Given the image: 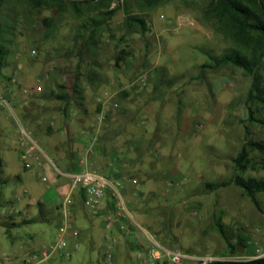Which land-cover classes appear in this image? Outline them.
I'll list each match as a JSON object with an SVG mask.
<instances>
[{"label": "rangeland", "instance_id": "rangeland-1", "mask_svg": "<svg viewBox=\"0 0 264 264\" xmlns=\"http://www.w3.org/2000/svg\"><path fill=\"white\" fill-rule=\"evenodd\" d=\"M206 5L207 0H159L150 8L145 0H89L76 7L68 1L59 7L50 1L40 7L27 0L3 4L0 38L10 43L0 71L7 102L0 99L1 177L8 180L0 184V213L10 215L0 214V264H20L29 252L57 239L53 220L22 225L38 215V204L26 200L40 198L51 186L41 181L44 173L35 162L24 169L19 154L35 143L54 161L48 149L53 140L57 151L67 150L65 160L80 131L95 128L98 169L106 164L101 156L115 152L113 164L133 189L123 196L126 208L162 246L212 260L249 259L255 248L264 251V193L257 194L255 206L231 183L238 174L237 154L250 140L264 138V106L247 101L252 79L243 70L202 67L232 46L204 16ZM111 9L115 12L106 19ZM127 15L141 17L144 31L136 25L128 29ZM103 18V24L91 22ZM119 55L125 63L116 61ZM77 72L85 100L80 109L75 101L70 104L76 114L67 119L65 111L58 113L65 104L55 96L61 86L71 93ZM17 85L31 91L29 111L45 134L32 132L12 107L6 94ZM41 95L48 98L46 108L38 104ZM20 128L29 134L23 145ZM246 150L251 163L243 176L264 179V156ZM215 182L228 185L206 188ZM85 210L79 208V229L89 225ZM94 223L95 247L66 248L64 257L55 259L58 264H103L97 259L105 230L101 218L94 217ZM126 250L121 241L119 264L127 262ZM129 253L134 261L137 251Z\"/></svg>", "mask_w": 264, "mask_h": 264}, {"label": "trees", "instance_id": "trees-1", "mask_svg": "<svg viewBox=\"0 0 264 264\" xmlns=\"http://www.w3.org/2000/svg\"><path fill=\"white\" fill-rule=\"evenodd\" d=\"M7 0H0V10ZM32 6L40 7L49 1L61 6L63 1H68L73 7L79 4H86L89 0H27ZM146 7L154 6L159 0H145ZM115 12L109 10L105 15L108 19ZM204 16L214 22V30L231 42V48L218 56H211L210 62L202 65L203 68L218 69L222 66H232L243 70L252 79L251 88L247 94L249 103H259L264 106V0H207ZM105 18L100 21L92 19V23L103 24ZM138 26L141 31L145 29V22L141 17L126 16L127 28ZM2 32V30H1ZM1 36V35H0ZM9 40L0 38V71L5 66L7 55L6 45ZM122 51L121 54H123ZM116 61L125 63L124 57L117 56ZM92 59V64L94 63ZM81 74L74 75V82L70 87L71 93H66L64 87H60V93L56 99L64 102L65 112L70 108V104L75 101V105L80 109L84 104L83 87L79 84ZM249 117L253 119V113L249 109ZM247 148L257 151L264 156V138L261 140H250L233 160L238 174L234 177L233 183L239 187L243 193L258 206L257 194L264 193V179L255 177H244L243 173L251 163ZM1 167V162H0ZM120 177V176H116ZM227 182L207 183L206 188L210 191L227 186ZM36 219L25 221L23 224L36 222ZM222 225L218 222V228L226 244L231 251L233 246L228 237L222 231ZM204 264H264V256L249 259H231L223 255L220 259H214Z\"/></svg>", "mask_w": 264, "mask_h": 264}, {"label": "built area", "instance_id": "built-area-1", "mask_svg": "<svg viewBox=\"0 0 264 264\" xmlns=\"http://www.w3.org/2000/svg\"><path fill=\"white\" fill-rule=\"evenodd\" d=\"M138 82L141 86L146 85L144 77H141ZM2 95L0 92V99L7 104ZM19 133L25 139H29V134L23 128H20ZM88 135L89 139L86 138L84 153L77 161L78 165L84 166L83 170L66 173L52 165L58 176L70 179L68 190L62 194L56 241L29 252L20 264H50L55 259L64 257L68 240L77 238L80 234V231L73 225L75 194L79 195L84 208L91 216L101 218L105 230L103 235V264H115V255L118 249L116 231L126 233L130 237L131 244L144 249L145 258L139 260L138 264H190V262L204 264L211 261L212 259L206 257H198L195 254L165 248L154 240V236L148 230L132 218L123 200V196L130 191V188L127 189L122 182L124 179L104 175L98 169V165L87 166L90 156L95 153L99 129H93ZM32 145L31 148L20 154L23 167L27 170L31 169L29 161L33 157L34 149H38L36 144L33 143ZM130 180L132 184L137 182L136 179ZM41 181L47 182L48 177L43 175ZM131 192L133 193V190ZM139 238H143L145 242H138ZM253 254L254 257L264 256V251L255 248ZM67 257L69 258V255Z\"/></svg>", "mask_w": 264, "mask_h": 264}, {"label": "crops", "instance_id": "crops-1", "mask_svg": "<svg viewBox=\"0 0 264 264\" xmlns=\"http://www.w3.org/2000/svg\"><path fill=\"white\" fill-rule=\"evenodd\" d=\"M93 72H95V74H96L97 68H94ZM14 82H15V79H14ZM30 92L31 91H29L28 89H21L17 85V88L12 89L9 93L6 94V96L8 97L12 107L14 109H17L20 112L22 118H24L28 122V124L30 125V127L32 129V132L36 133L35 131H37L38 133H36V134H45L41 130V128L38 127V125L40 124V120L39 121H33L32 120L35 118L34 117L35 113L33 111L30 112L29 107H28V103H30L28 94H30ZM39 92H42V90H39ZM47 99L48 98L45 95H41L39 97L38 104L40 106L46 108L48 106ZM45 101H47V103H45ZM62 111H65V107H62V109L60 111H58V113L63 115ZM66 114H67L66 115L67 119H70V116L75 115L76 112H74L70 106V108L67 110ZM66 124H67V129L70 128L71 123L69 121H66ZM89 132H90V130L80 131V133L77 137V142H75V144L71 145V147L69 149L70 157L66 158L65 160L61 159V157H65L64 154L67 155V153H66L67 150L61 151V152L57 151L56 145L53 142V140L51 142H49V146H48L49 148L48 149L51 152V154L54 158V161L51 160V158L47 154L43 153L38 146H37L38 149H34L35 151H37V154H34V151H33V157H32V159H30L29 162L30 163L35 162L36 165L42 169V171L44 173L43 175H46L48 177L47 182H49V185L51 186L45 192H43V194H41L40 198L29 199V200L27 199L26 200L27 202L31 201V202H35L38 204V206L35 207L38 211V215H35L36 216L35 219L37 221L50 222L53 220L56 223V229H57V227L59 225L60 205H61V202L63 199L62 194L68 190V184L70 182V179L66 178V177L58 176L56 170L54 169V167L52 165H55L57 168L61 169L62 171H65L66 173H74V172H78L80 170H83L84 166L78 165L77 161L81 157V155L84 153V146H85L86 140L89 139V135H88ZM21 140L23 141V144H24V137H21ZM98 141H99V137H98ZM98 141H97V145L95 148V153L92 154L89 158V164L87 165L89 167H94V165H96V163H95L97 161L96 157H98V154H96V153L98 152V146H99ZM23 144L21 143V145H23ZM114 153L115 152H112L111 155L108 156V159L107 158L105 159L103 156H101L105 160V161L103 160V162L106 163L103 166V168H101V169L106 170V174L103 173L102 170L100 172H102L104 175L109 176V177H116V176L121 177V175H119L118 165L113 164L115 159H116V155ZM20 154H19V160H20ZM110 160H112V162H111L112 164L108 163ZM0 162H1L0 177H1L2 168H3L2 167L3 160L1 157H0ZM22 165H23V163H22ZM99 168H100V166H99ZM121 178L126 179L124 177H121ZM15 180L21 181L19 176H16ZM7 182H8L7 179H4L2 177L0 178V184L1 185L6 184ZM129 188H130L129 194H131L132 193L131 191L133 189H132V187H129ZM81 207H84L82 204V201H81L79 195L75 194L73 225L80 231V234L77 238H70L68 240L67 248H70L73 251H76L77 249H79L80 246H85L86 249H93L95 247L94 245L96 242V235H95L96 225L94 223V217L91 216L86 210L85 211L87 212L86 216H87V221H89V225L86 228H84V227H81L80 229L78 228V226H82V224H83L82 219L78 213L79 208H81ZM0 214H3V215L9 214L10 215V213H6V212L0 213ZM24 222L25 221H23V223ZM22 225H26V224H22ZM1 227H3V226H1ZM99 227L103 229L102 222L99 224ZM5 228H6V232H7V227H5ZM103 231H104V229H103ZM116 233L118 235V249H117L116 255H115V264H119L118 256H119V253H121L120 252L121 241L124 243V245L127 249L126 255L124 256V258L128 263L124 262V264L125 263L131 264L133 262H134L133 264H138L139 260H143L145 258L144 257L145 256L144 249H141L140 247H136L133 244H131L130 237L126 233H123L121 231L120 232L116 231ZM100 240H101L102 245H103V237L100 238ZM43 247H45V246H43ZM100 249H101V251H100L99 258L97 259V262L102 263L103 246ZM132 250H135L138 253L134 261H133V258L130 256V253H129V251H132ZM57 259L59 260L61 258H57ZM56 260H54L50 264H58L57 263L58 260L57 261Z\"/></svg>", "mask_w": 264, "mask_h": 264}]
</instances>
